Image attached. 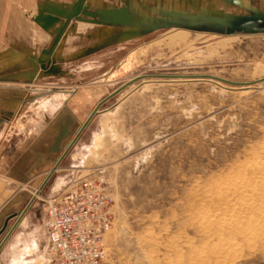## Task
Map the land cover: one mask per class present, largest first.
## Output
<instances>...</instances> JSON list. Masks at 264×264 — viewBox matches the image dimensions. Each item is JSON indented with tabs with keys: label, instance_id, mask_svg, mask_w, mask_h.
Returning a JSON list of instances; mask_svg holds the SVG:
<instances>
[{
	"label": "rangeland",
	"instance_id": "obj_1",
	"mask_svg": "<svg viewBox=\"0 0 264 264\" xmlns=\"http://www.w3.org/2000/svg\"><path fill=\"white\" fill-rule=\"evenodd\" d=\"M172 2V22L154 30L148 20L168 1H125L142 17L140 36L115 50V62L101 59L102 63L95 64L86 74L79 68L82 58L78 56L77 76L66 90H61L70 92L72 97L83 94L84 98L78 97L80 102L73 103L81 121L112 91L142 77L100 105L44 185L41 181L48 174L30 185L1 187L4 192L0 207L21 188H26L27 195L12 211L17 216L10 218L1 231L7 216L4 217L0 242H6L7 232L23 219L27 221L24 229L28 233L37 226L47 232L44 201L57 192L53 193L51 188L60 176L64 178V190L82 177L101 175L115 199L112 229L107 238L114 264H264V185L252 191L251 199L236 197L245 204L243 211H248L252 219L239 230L210 225L211 218H204L201 213L205 211L209 216L238 211L223 204L230 192L227 181L257 177L243 167L247 162L264 161V80L257 81L264 77V17L243 15L246 11L239 8L237 16L229 19L217 12L219 5L225 3L221 0ZM83 5H78L77 17L68 20L97 23V16L86 15ZM12 9L14 30L0 32V83L14 82L40 90L19 99L24 108L11 118L12 122L2 121L0 175L45 125L36 131L33 121L38 124L50 117L28 106L34 97L52 92L53 85L38 84L44 70L51 73L42 60L47 66L59 42L76 36L79 47V38L85 35L54 31L62 27L63 19L47 15L49 11L37 15L21 0H13ZM213 10L216 19L206 17L213 15ZM182 11L199 12L205 18L184 15ZM0 25H5L4 17H0ZM21 26L28 30L15 31ZM138 29L115 33L113 41L116 37L134 36ZM132 52L137 53L136 57L123 69ZM150 74L212 75L250 83L234 85L211 78L146 76ZM5 76H13V80H5ZM54 80V76L44 77L45 83ZM79 129L80 126L74 135ZM57 160L48 166V173ZM34 193L40 196L36 198ZM24 210L20 220L19 214ZM16 231L23 229L17 227ZM4 251L3 245L0 264H6Z\"/></svg>",
	"mask_w": 264,
	"mask_h": 264
},
{
	"label": "crops",
	"instance_id": "obj_2",
	"mask_svg": "<svg viewBox=\"0 0 264 264\" xmlns=\"http://www.w3.org/2000/svg\"><path fill=\"white\" fill-rule=\"evenodd\" d=\"M21 1L24 3V5H26L27 8L35 10L37 15H45L44 12L49 11L47 12V15L63 19L64 24L62 27L54 28V31L59 33L68 32L73 34H85L83 37L80 36L79 38V47L77 37H70L68 42L62 43L61 41L54 48L53 60L47 66L45 60H42V65L47 67L48 71L51 70V73H46L44 70L42 75H40L43 77L42 82L38 84H42L41 87H46V85L49 84L53 85L51 90L52 92L49 94L53 93L55 90H66L68 86L74 82L72 79L77 76L76 66L78 65V56L82 58V65L79 68H81V71L84 72V74H86L85 72L92 71L95 64H101V59L103 60L104 58H108V62H115L117 57L116 51H119L118 47L122 46L125 42L133 40V38L139 37L143 27L142 17L136 13L135 7L133 5L125 4V1L128 0ZM154 1L158 2L159 0ZM167 1L168 3L164 7L158 8L155 11L154 16H151L152 19L148 20V24L154 30H157V28L161 27L162 25L166 26L172 22L174 15L173 2L172 0H166V2ZM221 1H224L225 3L222 7L219 5V10L217 12L224 13L229 19L237 16V10H239V8L246 11L243 15L257 14L264 17V0ZM121 2L123 3L121 4ZM12 3L13 0H0V17L5 18V25L3 28H1L0 25V32L7 30L12 32L14 30L11 19L13 16ZM81 3L84 4L83 6L85 7L84 11L86 15L90 14L91 16H97L99 19L97 23H84L77 21L76 19L68 20L71 17H77L78 5ZM228 7L231 9L230 11H227L226 9ZM214 12L215 10H213V13ZM181 13L184 15L196 16L197 18H205V16L199 12L182 11ZM214 14L208 15L206 17L216 19L217 14ZM21 25L24 27L23 22ZM22 26L20 29H15V31L24 32L28 30ZM135 27L139 28L135 33L136 35H131L127 38L120 39L116 37V40L113 41L115 33L124 32L126 29L132 30V28L135 29ZM42 30L45 31L44 29ZM42 30L40 29V31ZM98 60H100V62ZM45 76H54L55 80L52 83H45ZM4 79L13 80V76L11 78H9V76H5ZM0 85H10L6 87H0L1 126L4 124V122H2L3 120L12 122L11 118L16 115L21 106L19 100L20 98H24L29 94L32 96V94L36 93L35 90L38 91L40 88L33 89L27 85H21L14 82H1ZM55 87L59 89H55ZM71 97V94H68V97L63 99V103L61 101V104L59 103L60 105L53 107L49 113L46 112L43 114L44 116L46 114L50 115L46 122L42 120L43 122H39L38 125L35 123L37 121H33V123L38 126V130L42 125H44V123L45 125L43 128L41 127L42 130L39 133L35 132L33 139L22 150H20V152L13 159L11 165L5 170L3 174L0 175V181L3 183L2 185L0 184V197L2 192H4V190L1 189L3 186V188H11L16 184L30 185L34 182V180L44 177L43 175L46 176V174H48L46 171L48 166L57 160L61 152L64 151L63 148L67 145L68 141L74 135L78 127H81L86 121L87 118L84 121H81V118L78 115V110H76L73 105V103L77 104V102L81 101L78 99V97L84 98L83 94L80 93L77 96ZM43 182L44 181L42 180L41 183ZM5 184H7V186ZM40 184L38 186L42 185ZM53 186L51 189L54 193L61 190L65 184L63 182L61 186L54 188ZM25 189H19L17 193L12 195L10 199L0 207V225L4 217L9 215L7 212L9 211L10 213L11 211V213H13L12 211H15L16 207L23 201L27 195ZM18 195H22V198L19 199L17 197ZM24 214L21 216L20 220H22ZM20 224L21 221L16 224V228H19ZM16 228L14 230H10L11 233H9L10 231L7 232L9 234L7 240L8 238L10 239L12 237L16 231ZM6 235L3 236V239L6 237Z\"/></svg>",
	"mask_w": 264,
	"mask_h": 264
},
{
	"label": "built area",
	"instance_id": "obj_3",
	"mask_svg": "<svg viewBox=\"0 0 264 264\" xmlns=\"http://www.w3.org/2000/svg\"><path fill=\"white\" fill-rule=\"evenodd\" d=\"M114 201L101 175L82 177L47 197V264H114L107 246Z\"/></svg>",
	"mask_w": 264,
	"mask_h": 264
},
{
	"label": "bare ground",
	"instance_id": "obj_4",
	"mask_svg": "<svg viewBox=\"0 0 264 264\" xmlns=\"http://www.w3.org/2000/svg\"><path fill=\"white\" fill-rule=\"evenodd\" d=\"M178 30H180V32H183L184 33L183 29H178ZM175 33H177V31ZM165 40H166V38H165ZM169 40H170V42H172L171 39H169ZM135 53L132 52L129 56H127L126 62L123 65V69H127L131 65L130 64L131 63V60L136 57L135 56ZM108 78H110V77H108ZM10 85H0V87L1 86H5L6 87V86H10ZM69 93L70 92H68V91L60 90L58 92H53L51 94H48L47 93L45 95H41V96H38V97H34V99H32L31 101L28 102V104H29L28 106L29 107H36L38 110H40V112L42 114H45L46 112L49 113L53 107H55L57 105H60L61 104L60 103L61 101L63 103V99H66L68 97V94ZM25 104H27V103H25ZM23 105H24V103L21 104V106H20L17 114L20 113V109L22 110ZM51 115H53V114H51ZM38 125H39V123H38ZM33 127L36 129V131L38 130L37 129L38 126L35 125V123H33ZM244 166L245 167H243V169H245V168L248 167V169L251 170L253 174L258 175L259 177L258 176L257 177L255 176L254 178L251 177L250 179H247L249 177L246 175L247 176V178L245 177L246 179L242 177L241 179H238V180L235 179V180H232L230 182L227 181L228 184H229V186L227 187V189L230 192L225 197L226 200H223V202H224L223 204H225L227 206L235 207V209H238V211H231L230 213H214V214L212 213L209 216L206 214L205 211H202L201 212L202 213V217H204L206 215V218H209V217L211 218V221H209L210 222V225H214L216 227L219 226V227H222V228H228V230H233V229L236 230V229L240 228L241 226L248 225V224H250L252 222L251 217L247 215L248 211H247V213L245 211H243V210H245V207H244L245 204L244 203H240L239 201H237L236 200V197H238V196H244V197L245 196H248V198L251 199L252 191L258 190L257 189L258 187H261L262 185H264V161L256 160L254 162H249V164L247 162V164H245ZM249 173H250V171H249ZM63 182H64V178L62 176H60L56 180L53 188L54 187L61 186L63 184ZM223 189H224V186H223ZM61 190H63V189H61ZM222 192H223V190H222ZM260 194H261V192H260ZM34 195H35L36 198H38L40 196L39 193H34ZM248 198L246 200H248ZM223 199H224V197H223ZM246 200H245V202H246ZM216 202H219V201H216ZM254 205H255V201H254ZM214 208L215 207H213V209ZM249 213H251V212L249 211ZM199 216H200V214H199ZM26 226H27V221H26V219H23L22 222H21V224H20V228L23 229V232L22 231L21 232L20 231L19 232L18 231H15L14 234L12 235V237H11V240L9 239L8 242L7 241L6 242L4 241V243L3 242H0V247L1 246L3 247V245L5 246L4 254H6V259H5L4 262L6 264H46L47 263V260H48V241L47 240H48V238H47V232H46L45 228L44 227H41V228L37 227L32 232L28 233L24 229ZM208 235H209V233H208ZM46 243H47V245H46ZM230 245H231V243H230Z\"/></svg>",
	"mask_w": 264,
	"mask_h": 264
},
{
	"label": "water",
	"instance_id": "obj_5",
	"mask_svg": "<svg viewBox=\"0 0 264 264\" xmlns=\"http://www.w3.org/2000/svg\"><path fill=\"white\" fill-rule=\"evenodd\" d=\"M146 76H152V77H168V78H211V79H216V80H219V81H223V82H226V83H230V84H234V85H240V84H247L250 83V82H235V81H230V80H227L225 78H221V77H218V76H212V75H204V76H195V75H191V74H186V75H166V74H150V75H146ZM142 76H138V77H135L133 78L132 80H130L129 82H126L125 84H123L122 86H120L119 88H117L116 90L112 91L110 94H108L106 97H104L96 106L95 108L93 109V111L91 112V114L88 116V118L86 119V121L84 122V124L80 127V129L78 130V132L74 135V137L72 138V140L69 142V144L67 145V147L64 149V151L62 152L61 156L59 157V159L57 160L54 168L52 170L49 171L47 177L45 178L44 182L42 185H44L48 179L50 178V176L53 174V172L58 168V165L60 164V162L64 159V157L68 154L69 150L71 149V147L73 146V144L76 142V140L79 138V136L81 135V133L83 132V130L86 128V126L89 124V122L92 120V118L95 116V114L99 111V107L102 103H104L106 100L110 99L111 97H113L114 95H116L117 93L121 92L127 85H129L131 82L135 81V80H138L139 78H141ZM264 80V77H261L259 78L257 81H262ZM33 201V199H32ZM31 201V202H32ZM31 203H29L26 207V209L28 208V206L30 205ZM25 209V210H26ZM22 211L20 214H19V217L22 216L23 212ZM17 216V213H11L8 215V217L6 218V220L4 221V225L3 227L1 228V230L3 231L8 223V220L10 218H13V217H16Z\"/></svg>",
	"mask_w": 264,
	"mask_h": 264
}]
</instances>
